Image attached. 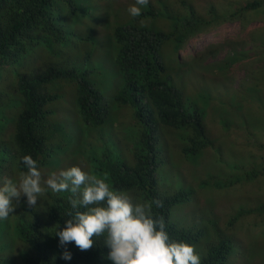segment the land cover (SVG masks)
I'll list each match as a JSON object with an SVG mask.
<instances>
[{
	"label": "trees",
	"instance_id": "obj_1",
	"mask_svg": "<svg viewBox=\"0 0 264 264\" xmlns=\"http://www.w3.org/2000/svg\"><path fill=\"white\" fill-rule=\"evenodd\" d=\"M78 3L80 0H0V64L10 63L16 67L14 75L18 78V90L23 95L20 112L14 115L13 124H0V173L4 172V163L7 160L16 164L20 172L27 171L22 163V157L25 155H31L37 160L39 169L49 168L51 165L60 166V157L68 151L69 134H58L62 124L51 122L50 117L55 112L46 110L53 101L65 98L61 93L48 94V86L55 82L68 81L77 85L74 106L82 123L86 126H96L105 120L106 105L109 103L96 79L90 77V71L84 72L82 63L69 67L58 62L57 67L46 65L43 69H39V65H33L41 59L44 65L45 55L57 59L66 49L76 47L63 46L69 40L63 31L54 26V22L57 18L56 22L60 21L66 5L75 10L73 4ZM186 3L183 2L182 5ZM245 9L250 10L255 19L264 20V0H247ZM149 13L153 12L150 10ZM195 23L194 19H185L183 24L185 27L194 28ZM211 23L218 24L220 20L207 24ZM261 31L264 32V26L252 30L250 35L252 41L264 50ZM168 38L169 36L162 32L138 26H130L125 33L126 50L121 57L120 53L116 56L123 81L115 97L117 102L131 104L136 109L135 115L145 125V130L140 137L138 149L134 152L135 165L129 166L121 158L122 160L109 166L107 181L114 191L137 192L141 198L138 202H152L157 199L163 201V207L153 204V214L164 217L171 239L193 244L198 250L200 242L205 244L206 258L203 264H238L237 261L242 259L248 250L239 252L232 237L231 241L223 239L225 235L219 231L218 222L213 221L210 216L205 218L204 227L197 228L202 224L197 223L187 227V230L179 228L172 221V211L190 200L188 194L168 195L160 190L158 185L154 187L155 173L163 162L162 153L157 147L160 142L158 125L164 127L165 131H172L174 128L180 130L181 138H175L178 143L183 139H186L187 143L192 142V147L185 143L181 150H178L186 156L197 155L211 145L206 135L204 112L199 110L196 102L201 94L191 95L186 101L183 93L171 83V79L163 77L165 66L159 51ZM242 50L231 46V52L224 61L233 64L232 62L246 59V53ZM76 55L81 61L82 52L78 51ZM218 66L222 67L220 64ZM23 69L24 71H21ZM259 80L260 84H264V67L260 69ZM247 89V96L253 97L258 103L257 107L264 111V89L260 85ZM11 91L12 89L5 93L8 98L12 96ZM241 96L245 97L242 94ZM14 105L18 106L19 102L14 101ZM2 106L10 107L8 103H3ZM259 124L260 121L248 117V125L251 127L255 128ZM105 154L106 158L111 156L110 151L109 155ZM191 156L188 158H192ZM82 160L86 161L83 158ZM84 165L89 171L88 161ZM261 174L264 177V169ZM256 175L246 174L245 179L254 180ZM207 183L209 181L204 184ZM215 185L219 186L217 183ZM69 198L76 197H68L65 194L57 197L55 202L40 203L42 212L34 210L26 203L27 212L21 217L9 215L7 219L0 220V264H112V261L106 258L108 249L103 245L106 234L94 237L93 248L88 251H81L74 243L60 246L59 237L55 234L58 228L62 229L65 221L71 218L69 213L74 214ZM41 214L47 215V218L41 219ZM250 214H256L258 218L264 217V206L256 207ZM17 219L18 223L11 224ZM218 234L222 239L211 241L210 238H216ZM26 244L32 249L28 250ZM254 244L255 241L248 242L251 247ZM65 249L72 254L71 260L61 258Z\"/></svg>",
	"mask_w": 264,
	"mask_h": 264
},
{
	"label": "clouds",
	"instance_id": "obj_2",
	"mask_svg": "<svg viewBox=\"0 0 264 264\" xmlns=\"http://www.w3.org/2000/svg\"><path fill=\"white\" fill-rule=\"evenodd\" d=\"M100 1H104V3H101ZM123 2L125 3L123 4ZM164 2H167L166 7H162ZM183 2L189 1L128 0V2H126L122 0H80V3L73 4L76 7L75 10H71V8L66 5L65 8L70 10L72 14H84L85 16H89L91 21L94 20L92 25L87 23V29L85 32L77 33L81 35L85 41L83 49L79 50L82 52L81 63L84 72L90 71V77L96 79L98 86L100 85V88H102L103 91L104 88L102 81L104 73L109 72V74H114L119 72L116 63V56L120 53L121 57L126 50L125 45L127 44L124 38L125 33L130 26H138L140 28L159 31L166 36H169L159 51L161 55L162 52H165L170 48L172 42H176L177 45H179L183 40H193L194 43L191 48L194 49L195 47L198 50L196 52L217 48L221 45L222 40L226 42H231V40L229 36L226 39H223L218 35V32L215 31V28L225 24L229 19L238 18L244 11H248L249 17L251 18L250 10L245 9V7L240 10H234L224 16L216 13L219 16L220 23L207 24L211 19L208 17H202V30L198 33H192L189 35H186L185 31L188 29H195L196 26L194 28L185 27L183 24L185 19L180 22L173 21V27L169 28L168 31L155 24L157 21L162 22L163 24L165 23L163 16L165 9L170 11V15L180 18L179 14H174L173 11L181 9ZM193 9L196 10L194 7ZM150 10L153 13H149ZM215 11L216 6H212L209 11L210 15L214 14ZM169 14L168 18L171 19ZM59 19L60 21L58 22H56L58 18L55 20L54 26L56 25L58 29L66 34L67 30L62 16ZM149 19L152 20L147 23L146 21ZM249 22L248 19L243 23V26H248ZM195 35H197V38H195ZM243 40L249 42V44L243 47L238 46V48L243 50H253L255 48V42L252 41L250 32L246 33ZM231 46H237V44L232 43ZM231 46L221 50V54L223 53L221 60L218 59L219 57L215 60V57L213 58L215 61L210 62V65H203L207 71L201 66L187 70V74L192 77V81L200 83V89L197 92L206 97V102L209 100L211 107L218 106V108H213L217 109V112H220L221 126L223 128V132L220 136L213 135L210 132L208 125L209 113H207V110L203 106L198 104L199 110L204 112L206 135L211 142V145L200 153H203L204 156L210 157L205 164L206 170L215 169L217 166L215 162L216 156L220 155L223 159H227V161L238 163L242 170L248 171L246 174L256 173L257 175L254 180L240 179L235 183L225 184L222 187L211 185L212 183L216 184L214 180H212L214 177L212 176L213 173H209L205 179L196 178L197 180L202 181L199 186L200 188H206L209 190L233 189L237 185L245 187L246 185L260 184L262 183V179H264L262 176L263 174H261L263 169L260 170L258 166H255L253 162L249 161V158L253 161H256L259 158L261 150H264V144L259 143L257 145L260 153L259 156H255L250 152L244 154L242 152L234 151L235 144L232 139V131L236 128L248 131L249 116H247L246 119L243 115H247L250 110L256 111L258 109V103L253 97L247 96L246 99L244 96L242 97L240 89L231 88L236 83L237 79H239L232 75L231 71L234 66L230 68L228 67L230 64L224 61V58L231 52ZM105 50H108L111 55L109 66L103 62V52ZM258 56L259 52L256 49L253 50L251 57L255 58ZM37 62V65L36 62L33 65H39V69L45 68L46 65H54L57 67V63L55 62H45L44 65L43 63H39V61ZM217 62L222 67L215 65ZM241 62L242 60L238 61L239 64H241ZM263 67L264 66H262V68ZM7 68H11V74L6 73ZM15 68L16 67L10 63L0 64V107H3V103H8L12 109L11 112L0 110V114H4L0 121L2 122L5 118L6 122L11 124H13L14 115L20 112V104L23 103V95L19 92L17 87L18 78L14 75ZM21 71H24V69ZM21 71L19 70V74ZM255 71L256 70H253V72ZM252 74L254 73L247 74L245 80V83H249L247 88L250 86L258 87L260 85L264 89V84H260V74H256L257 76H253ZM214 79L218 82V93L230 97V100L226 105L215 99ZM60 82H65L67 84L70 83L68 81H57L54 84L59 85ZM171 83L180 90L179 92L183 93V97L187 101V94H185L179 83H176L175 81ZM223 87L225 90L219 92ZM10 89H12V96L8 98L5 93L10 92ZM246 91H248V89H246ZM47 92L49 94V88H47ZM104 97L109 103L105 94ZM75 98L76 97H73L72 99L73 103H75ZM14 101H18L19 105L15 106ZM56 101H53L47 106L46 110H52L51 106ZM224 106H228V109ZM131 109L134 110L133 107ZM229 115L235 117L233 121H229ZM119 120V118L115 120L110 118L108 122L110 125L116 126ZM137 120L140 121L138 118ZM258 121L261 123L264 122L262 119H258ZM78 122L80 125L76 127L77 131L73 134H70L65 128H61V131H58V134L62 136L66 133L69 134V138H73V140L77 139L80 135V129L83 127L82 121ZM181 133L180 130L175 128L172 131H165L164 127L158 125V137L160 142L157 147L162 153L161 157L163 162L155 173L156 184L154 187H157L158 185V188L163 192H166L168 195H189L190 200L187 203L175 207L171 216L172 221H174L179 228L187 230V227L193 225L189 226L177 222L174 214L176 211L180 212L184 207H196L194 196L195 189L192 186H185L179 177H176V180L173 183L174 176L172 175V169L177 167L174 158L175 160L182 159V161L191 163L190 160L200 153L194 156L189 154L192 158H188L189 155L186 156L178 151L179 149L181 150L182 145L187 143L186 139H183L181 143L176 141V137L181 138ZM166 135L169 136V138H165ZM187 144L192 147V142ZM135 149V147H132L131 150V155L134 156V158ZM22 163L27 169L25 172H20L18 167H16V164H11V160H7L4 163V172L0 173V220L7 219L9 215L12 217L19 215L21 217L22 214L27 212L25 209L26 203L30 207H33L34 210H40L42 212L43 207L40 206V203L46 201L55 202L58 200L57 197L60 198L65 194L68 197L71 195L76 197L69 198V203L74 210V214L73 212L69 213L71 218L67 219L64 227L62 229L58 228L55 234L59 237L61 247H64L69 243H74L81 251H88L93 248L95 243L93 239L94 237H101L106 234L103 245L108 249L106 258L112 261V264H203L206 258L205 254L207 246L200 242V250H198L193 244L171 239L166 230L164 217L162 215L155 216L153 214V204L156 207H163V201L157 199L152 202H138L141 198L137 192L126 190L114 191L110 183L108 181L106 182V179L98 178L96 175L83 170L80 166H73L67 170H62L59 174L50 173L48 174L49 177L47 180L43 181V183L42 173L43 170L48 169V167L39 169L38 161L33 159L31 155L23 156ZM197 165L199 166L202 164ZM206 181H209L207 185L204 184ZM80 208H84L85 210L80 211ZM207 209L210 210L211 214H204L198 221V223L202 224L197 228L204 227L205 218L210 216L213 221L218 222L220 228L219 231L225 235V238L223 239L231 241L232 237L235 246L238 248L237 251L248 250V252L244 251L245 256L237 261L238 264H258L259 261L257 257L259 247L256 242H261V246L264 245V238L261 237L263 233H261L260 228L256 231L258 234L252 232L253 228L252 231H250V236H254L252 241H255L253 247L249 246L240 236V234L243 233L244 226L238 231L235 229L236 225L242 222V218L250 215V213L243 215V212L240 210L232 216L228 225L224 226L221 220L222 210L219 206L213 209V204H209ZM195 210L198 212H205L206 208H195ZM180 214L184 215L182 212H180ZM240 214H242L241 217ZM40 217L41 219H46L47 215L41 214ZM231 222H233V224H231ZM13 223H18V219L11 224ZM210 239L211 241H217L222 238L218 234L216 238ZM26 246L28 247V250L32 249L29 244H26ZM61 258L64 260H71L72 254L65 249Z\"/></svg>",
	"mask_w": 264,
	"mask_h": 264
},
{
	"label": "rangeland",
	"instance_id": "obj_3",
	"mask_svg": "<svg viewBox=\"0 0 264 264\" xmlns=\"http://www.w3.org/2000/svg\"><path fill=\"white\" fill-rule=\"evenodd\" d=\"M128 2V0H122ZM185 5L182 6L179 10H174V14H179L180 18L174 17L169 14V10L165 9L163 16L165 19V23L155 22L158 27H163L164 30H167L173 27V21L180 22L183 19H194L196 28L188 29L185 31L186 35L192 33H198L203 28V18H209L211 21L216 22L219 20L218 14L224 16L228 13H231L234 10L243 9L247 3V0H188ZM104 3V1H100ZM125 2H123L124 4ZM192 4V5H191ZM167 2H164L162 7H166ZM194 7L196 10L192 9ZM212 6H216V11L214 14L210 15L209 11ZM218 13V14H216ZM168 14L171 19L168 18ZM201 14V16H200ZM210 15V16H209ZM254 16V14H253ZM251 15L249 17V12L244 11L241 15L236 19H229L225 24L215 28V31L218 32V35L223 39H226L228 36L230 37L231 42H226L222 40V43L219 47L203 50L200 52L195 47L191 48L194 41L193 40H183L179 45L176 42H172L170 48L162 52V61L166 67L165 73L163 75L166 79H171V82L175 81L179 83L180 87H182L187 97L194 94H201L197 91L200 89V83L192 81V77L187 74V70L192 68H196L201 66L210 65V62H214L218 57L219 60L222 59L221 50L228 48L232 43L237 44L238 46H247L249 42L243 40L246 36V33L251 32L254 28H259L264 26V20L255 19ZM203 17V18H202ZM62 19L65 24L66 38L69 40L67 44H63V46H76L66 49L62 56L56 58L49 57L45 55V62H61L62 64H67L72 66L73 64H80L78 55L76 53L83 49V45L85 41L82 36L77 34L78 32H85L87 29V23L93 24L94 20L91 21L89 16H85L84 14L74 15L70 10L64 8L62 10ZM249 19L248 26L244 27L243 23ZM152 19L147 20L149 23ZM162 30V31H164ZM261 39L264 40V32L261 31ZM198 35V34H197ZM195 35V38H197ZM62 47V46H61ZM257 50L259 52L258 57H251V53L253 50ZM253 50L244 49L243 52L246 53V59L242 60L241 64L236 62H232L228 67H233L232 75L237 79L236 83L231 87L232 89H240V92L245 95V98L248 94L246 91L249 83H245L247 78V74H252L253 76H257L256 74H260V69L264 66V50L263 48L256 45ZM196 52V53H194ZM110 53L108 50L103 52V62L109 66L110 64ZM216 57V58H215ZM215 58V60L213 59ZM58 60V61H57ZM41 63V60L39 61ZM38 62H36V65ZM204 65V66H203ZM218 66V62L215 63ZM65 66V65H64ZM205 69V68H204ZM253 70H256L253 72ZM207 71V69H205ZM7 74H11V68H7ZM123 77L120 72L110 73L105 72L103 77V92L107 96L109 100V105H106L107 115L105 121L96 126H86L83 123V127L80 129V135L77 139L72 140L69 138L68 140V151L64 155L60 157L61 164L60 166L51 165L48 169H44L42 173V182L46 181L49 177L48 174H59L62 170H67L73 166H80L83 170L87 171L84 163L86 161L82 160L86 159L89 163V173L96 175L98 178L108 179V169L109 166H113V164L119 160L124 161L127 165L133 166L136 163L134 156L131 155L132 147L138 149V145L140 143V137L145 130V125L138 121L135 116V110H132L131 104H123L121 102H117L115 93L118 92V89L122 86ZM214 95L215 99L219 100L223 104H227L230 100L229 96H223L218 93V82L214 79ZM244 84V85H243ZM242 86V87H241ZM49 94L61 93L66 97L57 100L54 104H52L51 109L54 111V115L50 117L51 122L60 123V129L65 128L70 134H73L77 131L76 127L80 125L78 121H82L80 115L78 114L76 106L72 102L73 97L76 95L77 86L72 83L60 82L59 85L53 84L48 87ZM100 88V85H99ZM102 90V88H100ZM219 92L225 90V88H221ZM227 90V89H226ZM229 90V88H228ZM231 91V90H230ZM209 95V94H207ZM206 97L201 94V97L196 101L199 105L203 106L207 113H209L208 125L210 132L213 135L220 136L223 132V128L221 126V117L220 112H217V109H214L211 104L206 102ZM228 109V106H224ZM0 110L4 112H11L12 109L10 107H0ZM264 111L261 108H258L256 111L250 110L247 115H243L244 118L247 119V116H252L254 120L264 119L263 115ZM4 116L3 113L0 114L1 117ZM112 118L120 119L117 122L116 126H112L109 124V119ZM229 121L234 120V116H228ZM6 123V120L1 122L0 124ZM2 138V137H0ZM165 138H169V136H165ZM232 139L235 144L234 151L242 152L247 154L248 152L252 153L255 156L261 155L256 161H253L249 158V161L253 162L255 166H258L260 170L264 169V150H261L259 153L257 145L259 143L264 144V122L256 126L255 128L248 125V131L236 128L232 131ZM76 146V149L74 148ZM109 151L111 152V156L106 158L107 153L109 155ZM172 152V151H171ZM82 156V157H79ZM79 157V158H78ZM210 157L204 156L203 153L195 156L191 163L197 165H193L191 163L185 162L181 160H175L177 163V167L172 169L173 183L176 180V177L185 184V186H192L195 189V204L196 207H184L180 210V212L184 213L181 215L179 211H176L174 216L177 222L182 223L184 225H195L198 221L203 217L204 214H211L210 210L207 209L209 204H213V209L219 208L221 211V220L224 226L228 225L232 216L243 209V215L246 213L254 212L256 207L264 206V179H262V183H258L255 185H246L245 187H241L240 185L235 186L233 189L226 190H209L206 188H200L202 181L197 180L207 178L209 173H213L212 180L217 183L220 187L225 184H232L240 179H245V175L248 171L242 170L238 163L227 161V159H223L220 155L216 156V167L215 169H205V164L207 159ZM44 183V182H43ZM46 184V183H45ZM216 186L215 184H211ZM44 186V185H42ZM82 191V189H81ZM79 193V192H78ZM195 208H206L205 212H198ZM224 211V212H223ZM244 226V227H243ZM244 228L243 233L240 236L244 239V241L251 242L253 239L250 236V231H253L254 234H258L256 231L260 228L261 233L263 235L261 237L264 238V217H257L256 214H250L244 216L242 218V222L236 225V230ZM264 242V240H263ZM258 244V264H264V246H261V242H256ZM232 264V262H229Z\"/></svg>",
	"mask_w": 264,
	"mask_h": 264
}]
</instances>
